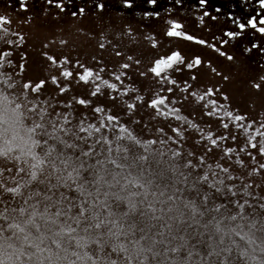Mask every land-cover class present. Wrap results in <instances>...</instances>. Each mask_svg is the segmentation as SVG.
<instances>
[{
    "label": "trees",
    "instance_id": "obj_1",
    "mask_svg": "<svg viewBox=\"0 0 264 264\" xmlns=\"http://www.w3.org/2000/svg\"><path fill=\"white\" fill-rule=\"evenodd\" d=\"M110 1L143 12L137 0H104L97 13L111 14ZM67 2L49 5L60 11L55 5L62 3V12L78 15ZM157 2L149 0V8ZM42 4L0 0V109L14 113L26 144L23 152L0 154V264H264V176L256 175L253 160L264 159V124L240 115L232 140L206 139L203 127L200 138L218 142L208 154L226 157L221 164L196 156L185 139L153 141L134 121L102 106L103 89L121 94L113 83L93 71L78 77L68 61L38 65L40 56L52 59L38 46L39 34L32 36L36 44L27 36L33 20L42 19ZM193 6L200 14L221 9V23L213 25L219 34L234 26L227 14L237 15L240 4ZM252 8L238 15L261 11L256 0ZM250 35L233 40L236 52L243 51L244 64L249 58L264 67V35ZM100 107L102 115L94 109ZM163 110L181 125L180 113ZM187 123L194 129V120Z\"/></svg>",
    "mask_w": 264,
    "mask_h": 264
},
{
    "label": "rangeland",
    "instance_id": "obj_2",
    "mask_svg": "<svg viewBox=\"0 0 264 264\" xmlns=\"http://www.w3.org/2000/svg\"><path fill=\"white\" fill-rule=\"evenodd\" d=\"M43 1L42 8L45 7V10L39 15L42 19L33 20L31 25L36 24L27 36L32 44H36L32 36L39 34L43 41L38 46H42L52 59L44 60L40 56L38 65H64L68 61L76 66L78 77L93 71L96 76L113 83L121 94L109 87L103 89L101 92L105 100L102 106L114 110L127 121H134L145 134L156 137L149 139L160 143H177L185 139L196 156L213 157V164H221L226 162V157L222 152L208 154L210 149L207 148L217 147L218 142L203 141L200 138L203 127L207 129L203 132L206 139L215 137L220 140L225 137L232 140L241 130L238 122L240 115L247 116L253 124H264V67L249 58L244 64L239 58L243 51L237 54L233 40L228 45L219 42L222 33L216 34L218 31L213 27L221 23L217 13L209 10L210 15L200 23L199 18L203 14L192 12L190 8L193 5L188 7L183 0L180 3L175 0L172 4L169 0H157L158 5L153 9L149 8V0H137L143 12L132 13L122 10L123 7L120 10L122 3L113 4L110 1L114 11L104 15L97 13L104 0H97L94 5L92 0H66L67 7L75 5L83 8L84 12L74 16L72 11L62 12L59 8L63 16L60 11L50 8L49 0ZM196 3L193 7L198 6L201 10ZM252 11V7L248 11H243L240 6L237 9L238 14ZM228 13L236 14L230 10ZM212 16L217 19L212 20ZM42 21L47 23H37ZM169 21L181 23L183 27L178 32L203 39L206 44L190 42L178 32L168 35L171 31ZM228 25L231 22L228 21ZM225 29L224 32L237 30L234 26ZM250 32L254 30L248 29L245 34L252 38ZM221 51L225 55L221 56ZM229 55L233 59H227ZM196 59L201 60L199 65L195 63ZM216 105L222 109H217ZM164 107L180 113L184 118L178 120L180 126L167 117ZM94 109L101 115L105 111L101 107ZM187 119L197 123H194V129L189 128ZM84 120L81 114V123ZM99 120L96 119L97 123ZM227 127L231 128L230 134L226 131ZM187 130L188 134L182 136L181 133ZM261 147L264 151V142H261ZM253 160L256 175L264 176V159ZM258 164L262 169L258 168Z\"/></svg>",
    "mask_w": 264,
    "mask_h": 264
},
{
    "label": "snow or ice",
    "instance_id": "obj_3",
    "mask_svg": "<svg viewBox=\"0 0 264 264\" xmlns=\"http://www.w3.org/2000/svg\"><path fill=\"white\" fill-rule=\"evenodd\" d=\"M52 0H49V3H51ZM151 3H155V0H151ZM177 3H180V0H177ZM239 4L240 7L244 9V11H248L250 7H252L253 5V0H239ZM199 5L201 7L206 5V0H199ZM21 6H24V0H21ZM56 7L61 8V10L63 11V5L62 3H57L55 5ZM126 6H130L127 5ZM256 6L261 10V11H256L253 15H251L250 17H244L242 18L240 15H232L231 13L227 14L228 15V19L230 20L231 24L234 25L236 27V31H232V30H228L222 33V37L220 39L219 42H222L223 45H228L231 40L237 39V38H242L243 35L246 33V31L248 29L254 30V32L252 33L253 35H255L256 33H259L261 35H264V0H256ZM102 7V5H101ZM231 8H235L236 5L235 4H231L230 5ZM26 10V9H25ZM215 11L217 13L221 12V9L219 7H217L215 9ZM80 13L84 12V9L81 8L79 9ZM73 15L75 16L76 13H73ZM158 15V14H157ZM210 15V13L205 10L203 12V15L199 18V22L203 23L205 17H208ZM217 17L216 16H212V20H216ZM169 26L171 31L168 32V35H174L176 32L181 31L182 29V24L178 23V22H174V21H169ZM223 37H227V39H223ZM186 38L190 41V42H194L198 45H205L206 41L203 39H196L194 38L192 35H187ZM253 47H256V45H253ZM220 55L223 56L225 55L224 52H220ZM227 59L231 60L233 59L232 56H228ZM195 63L197 65H199L201 63L200 59H196ZM189 67H191V65H189Z\"/></svg>",
    "mask_w": 264,
    "mask_h": 264
},
{
    "label": "clouds",
    "instance_id": "obj_4",
    "mask_svg": "<svg viewBox=\"0 0 264 264\" xmlns=\"http://www.w3.org/2000/svg\"><path fill=\"white\" fill-rule=\"evenodd\" d=\"M9 148L23 152L26 149L25 139L14 122L13 114L7 109H0V154Z\"/></svg>",
    "mask_w": 264,
    "mask_h": 264
}]
</instances>
